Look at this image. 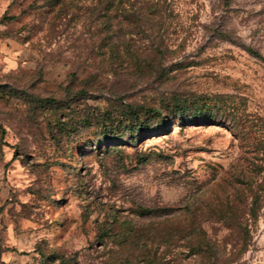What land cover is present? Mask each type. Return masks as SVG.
<instances>
[{
  "label": "rangeland",
  "instance_id": "374dc122",
  "mask_svg": "<svg viewBox=\"0 0 264 264\" xmlns=\"http://www.w3.org/2000/svg\"><path fill=\"white\" fill-rule=\"evenodd\" d=\"M111 1L0 0V264H264V0L145 34ZM242 194L248 236L214 214Z\"/></svg>",
  "mask_w": 264,
  "mask_h": 264
},
{
  "label": "trees",
  "instance_id": "16d2710c",
  "mask_svg": "<svg viewBox=\"0 0 264 264\" xmlns=\"http://www.w3.org/2000/svg\"><path fill=\"white\" fill-rule=\"evenodd\" d=\"M125 1H128L131 4V7H125L123 4ZM222 3L225 7H230L232 4V0H222ZM106 5H108L107 12L105 14V18L108 20V22H111L112 20H119V18L123 21L121 23H128L129 27L134 28L135 33H144L145 34V28L144 26H150L152 28L159 27L160 29H163L164 27L167 28V25L170 26V20L175 15L174 10L171 5L170 0H112L111 2H106ZM150 29V31L153 33L155 30ZM130 33V32H129ZM148 34V32H146ZM161 37V35L156 34V37ZM150 37V36H149ZM152 37V36H151ZM230 37V36H228ZM162 45L157 46L155 48L157 59H160V62H162V59L164 58V51L161 49ZM245 49L252 54L253 56L257 58H261V54L256 51L253 48L244 46ZM154 62V61H153ZM150 62L148 64H155V62ZM147 64V66H148ZM158 67H161L158 65ZM187 105L177 107L172 110L171 117H183L187 116L189 114L188 108H186ZM133 118H137L139 115L137 112H133ZM147 116L149 115H155L157 118L161 119L162 123H166V116H163V112L159 108H152L149 109L146 113ZM197 117V114L196 116ZM139 131L138 133H140ZM135 139V138H133ZM136 141V140H133ZM248 210L249 216L252 220L258 219V213L260 210V202L259 198L256 197L252 200L251 203L246 204L245 202V196L238 195V197L232 201H227L226 203L219 204L214 208V214L217 216L220 220L223 222L228 223L231 227H237L243 232L246 231V235L248 236L249 231V225L248 221L244 220L246 219L244 217V214L246 213L245 210ZM147 212H149L147 210ZM204 247H208L206 250ZM193 251L194 248H192ZM210 250V246H200L199 251L200 254L207 255L209 254L207 251ZM150 256L147 251L144 252L143 257ZM159 259L156 257L151 258L147 264H159Z\"/></svg>",
  "mask_w": 264,
  "mask_h": 264
}]
</instances>
